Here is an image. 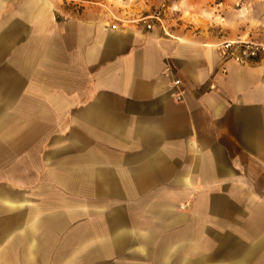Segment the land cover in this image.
Returning <instances> with one entry per match:
<instances>
[{
    "label": "crops",
    "instance_id": "1",
    "mask_svg": "<svg viewBox=\"0 0 264 264\" xmlns=\"http://www.w3.org/2000/svg\"><path fill=\"white\" fill-rule=\"evenodd\" d=\"M82 2L0 0V264H264V0Z\"/></svg>",
    "mask_w": 264,
    "mask_h": 264
},
{
    "label": "built area",
    "instance_id": "2",
    "mask_svg": "<svg viewBox=\"0 0 264 264\" xmlns=\"http://www.w3.org/2000/svg\"><path fill=\"white\" fill-rule=\"evenodd\" d=\"M164 11H157L153 15L140 17L138 19H122L116 16L113 17V24L109 25L111 29H118L117 23H143L146 29L153 30L154 26L158 23L163 26V13ZM164 28V26H163ZM165 33H169L164 29ZM219 49L225 61H234L241 65L252 64L264 58V43L255 41H225L219 45ZM211 88H214L212 86ZM184 208V207H183Z\"/></svg>",
    "mask_w": 264,
    "mask_h": 264
},
{
    "label": "rangeland",
    "instance_id": "3",
    "mask_svg": "<svg viewBox=\"0 0 264 264\" xmlns=\"http://www.w3.org/2000/svg\"><path fill=\"white\" fill-rule=\"evenodd\" d=\"M61 1L65 2L68 10H72V9L75 10L80 5H84V3L82 1H86V0H61ZM88 1L94 2V3L104 2V1L108 2L111 5V7L113 8V9L111 8L110 10H108L109 11L108 13L110 15H112V17L116 16L118 18L129 19V20L138 19L140 17L153 15L157 11H164L165 10V12L163 13V20H164L163 26L165 28V27H167L165 24L166 19H167L166 16H167V14H169V11L167 10L168 3L170 2V5H171L175 1L181 2L182 0H88ZM126 2L129 4V7L127 8L126 11H129L130 14L127 13L125 15H121V12L124 9L123 5ZM85 5H86V3H85ZM147 6H151L152 8L150 9V7H147ZM171 6L173 7V5H171ZM96 7H99V6H96ZM79 10H80V8H79ZM174 13H176V12H174ZM177 13H178L177 16H181V12H177ZM111 24H113V23H111ZM117 24L120 27L123 23H117ZM157 25L160 26V28L162 29L163 32H165L164 28L161 24L157 23ZM169 31L170 30H167L168 33H169ZM0 170L2 171V173H6L8 169L3 168Z\"/></svg>",
    "mask_w": 264,
    "mask_h": 264
}]
</instances>
